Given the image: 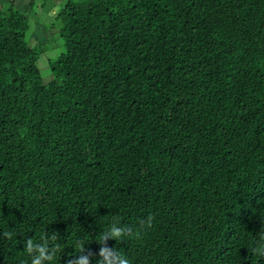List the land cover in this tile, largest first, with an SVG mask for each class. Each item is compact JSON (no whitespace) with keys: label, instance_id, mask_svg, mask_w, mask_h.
<instances>
[{"label":"trees","instance_id":"1","mask_svg":"<svg viewBox=\"0 0 264 264\" xmlns=\"http://www.w3.org/2000/svg\"><path fill=\"white\" fill-rule=\"evenodd\" d=\"M60 4L48 84L26 42L36 1L0 7V264H29L25 241L48 236L56 264L81 237L93 264L101 247L129 264H264L248 252L264 220V0ZM114 220L128 236L97 243Z\"/></svg>","mask_w":264,"mask_h":264},{"label":"clouds","instance_id":"2","mask_svg":"<svg viewBox=\"0 0 264 264\" xmlns=\"http://www.w3.org/2000/svg\"><path fill=\"white\" fill-rule=\"evenodd\" d=\"M146 225L151 224V218L145 220ZM260 236L253 243L250 250V258L259 261L264 259V220H260ZM130 230L125 226H120L118 220H114L108 224V226L99 231L95 236L97 243L103 245L108 239H113L116 241H123L125 237L128 236ZM3 235L8 238L11 236L10 233H3ZM98 237V240L96 239ZM55 239L54 237L48 236L41 239L40 242H34L31 238L27 239L24 243V250L29 258V264H56V256L60 254V249L57 246H51L47 241ZM91 239V237H89ZM88 243L83 237L76 241L75 247L79 249L73 258L69 259L68 264H93L90 255L85 254V245ZM111 252L116 258L118 264H129V261L121 256L116 249H108L106 247H101L98 253V259L95 260L94 264H105L106 257L105 253Z\"/></svg>","mask_w":264,"mask_h":264},{"label":"rangeland","instance_id":"3","mask_svg":"<svg viewBox=\"0 0 264 264\" xmlns=\"http://www.w3.org/2000/svg\"><path fill=\"white\" fill-rule=\"evenodd\" d=\"M48 1H50L51 5H46L45 8H47L44 11L40 10L36 5L32 9H29V31L26 35V42L30 47L38 51L45 49L37 62V68L44 84H48L51 80L48 62L55 59L62 51L61 42L58 39V35H56L57 30L49 28L57 10V5L59 3H61L59 6L63 5L66 0H46V2ZM57 42L60 44L59 49L55 46Z\"/></svg>","mask_w":264,"mask_h":264},{"label":"crops","instance_id":"4","mask_svg":"<svg viewBox=\"0 0 264 264\" xmlns=\"http://www.w3.org/2000/svg\"><path fill=\"white\" fill-rule=\"evenodd\" d=\"M10 0H0V7L1 6H3V5H5L7 2H9ZM11 1H14V3L17 5V6H25V5H27L28 4V2L30 1V0H11ZM36 1V6L38 7V8H40V10H41V5L44 3V2H46V0H35ZM52 1V0H51ZM46 5H51V3H50V1H48V2H46ZM47 8V7H46ZM46 8H44L45 10H46ZM44 9H43V11H44Z\"/></svg>","mask_w":264,"mask_h":264}]
</instances>
